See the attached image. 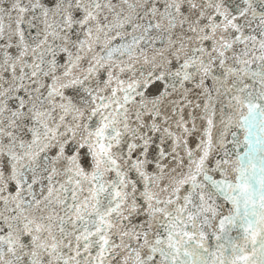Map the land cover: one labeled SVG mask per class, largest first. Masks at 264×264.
Instances as JSON below:
<instances>
[{"label": "snow or ice", "instance_id": "snow-or-ice-1", "mask_svg": "<svg viewBox=\"0 0 264 264\" xmlns=\"http://www.w3.org/2000/svg\"><path fill=\"white\" fill-rule=\"evenodd\" d=\"M0 264H264V0H0Z\"/></svg>", "mask_w": 264, "mask_h": 264}]
</instances>
